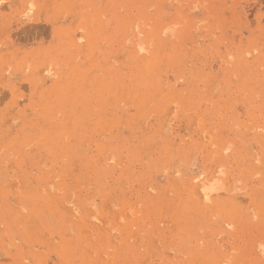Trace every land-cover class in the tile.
<instances>
[{
    "label": "rangeland",
    "instance_id": "374dc122",
    "mask_svg": "<svg viewBox=\"0 0 264 264\" xmlns=\"http://www.w3.org/2000/svg\"><path fill=\"white\" fill-rule=\"evenodd\" d=\"M0 264H264V0H0Z\"/></svg>",
    "mask_w": 264,
    "mask_h": 264
},
{
    "label": "bare ground",
    "instance_id": "6f19581e",
    "mask_svg": "<svg viewBox=\"0 0 264 264\" xmlns=\"http://www.w3.org/2000/svg\"><path fill=\"white\" fill-rule=\"evenodd\" d=\"M252 193H253V192H252ZM204 195H205V193H204ZM252 195H253V194H252ZM257 195H258V194H257ZM202 196H203V195H202ZM205 197H207V196H205ZM251 199H252V198H251ZM252 203H253V202H252ZM261 203H262V202H261ZM258 207H260V206H258ZM255 208L257 209V207H255ZM262 210H263V209H262ZM235 213H236V212H235ZM239 213H240V212H239ZM257 213H258V212H257ZM261 213H262V212H261ZM240 214H241V213H240ZM241 215H242V214H241ZM241 215H240V216H241ZM243 215H244V214H243ZM257 215H258V214H257ZM258 216H259V215H258ZM241 217H242V216H241ZM249 217H250V216H249ZM254 217H255V216H254ZM256 217H257V216H256ZM261 218H262V216H261ZM261 218H260V219H261ZM233 219H234V218H233ZM240 219H241V218H240ZM240 219H239V220H240ZM243 220H244V219H243ZM230 221H231V219H230ZM258 221H259V220H257V222H258ZM261 221H262V220H261ZM248 223H249V222H248ZM258 223H259V222H258ZM235 224H236V222H235ZM238 224H239V222H238ZM241 224H242V223H241ZM239 225H240V224H239ZM249 225L251 226L252 223H251V224L249 223ZM253 225H254V224H253ZM255 225H256V224H255ZM237 226H238V225H237ZM241 226H242V225H241ZM259 226H260V225H259ZM253 227H254V226H253ZM255 228L257 229V226H256ZM241 234H243V232H242ZM246 234H247V233H246ZM244 235H245V234H244ZM247 235H248V234H247ZM244 238H245V237H244ZM247 238H248V236H247ZM244 241H245V240H244ZM241 243H242V242H241Z\"/></svg>",
    "mask_w": 264,
    "mask_h": 264
}]
</instances>
